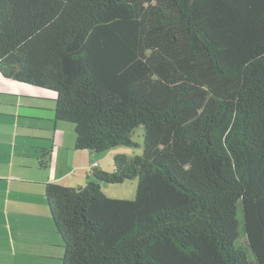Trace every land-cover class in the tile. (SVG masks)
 <instances>
[{
	"label": "trees",
	"instance_id": "16d2710c",
	"mask_svg": "<svg viewBox=\"0 0 264 264\" xmlns=\"http://www.w3.org/2000/svg\"><path fill=\"white\" fill-rule=\"evenodd\" d=\"M0 75L117 152L45 184L61 264H264V0H0Z\"/></svg>",
	"mask_w": 264,
	"mask_h": 264
},
{
	"label": "crops",
	"instance_id": "0c3cea01",
	"mask_svg": "<svg viewBox=\"0 0 264 264\" xmlns=\"http://www.w3.org/2000/svg\"><path fill=\"white\" fill-rule=\"evenodd\" d=\"M46 98L53 99L0 75V264H61L64 249L49 214L45 184L79 185L97 160L74 151L54 119L53 101ZM48 146L54 149L52 162L40 170L35 149ZM98 167L111 169L112 158L98 161ZM46 245L61 250L50 252Z\"/></svg>",
	"mask_w": 264,
	"mask_h": 264
},
{
	"label": "rangeland",
	"instance_id": "374dc122",
	"mask_svg": "<svg viewBox=\"0 0 264 264\" xmlns=\"http://www.w3.org/2000/svg\"><path fill=\"white\" fill-rule=\"evenodd\" d=\"M45 92L48 93V94L53 95L50 91L45 90ZM41 94L44 95L43 93H41ZM53 100H54V98H53ZM32 113L39 114L41 112L33 111ZM45 117L48 120L49 115H48L47 112H45ZM58 126H59V130H61L62 127L64 128V130L62 132L63 135L65 137H67V138L69 137V139H70L69 143L73 144L75 142V134H74L73 125L70 124V123L61 122V123L58 124ZM59 134H60V132L57 131L55 136L58 137ZM134 138L137 141H139V140L141 141V131L140 130L137 131V133L134 136ZM111 153L117 154V152H115V151L101 154L99 156L100 161H103L104 159H107V157L108 158H112L110 156ZM73 183H74L73 186L76 187L77 184L75 182H73ZM137 185H138L137 181H131V182H128V183L123 184V185H112V186L105 187V188H103V191L106 192L107 194L113 195L115 197H120V198L122 197V198L131 199V198H134L135 195H136ZM45 249L50 251V252H57V251L61 250V247L59 249L57 246L46 245ZM53 258H57V256H53Z\"/></svg>",
	"mask_w": 264,
	"mask_h": 264
},
{
	"label": "clouds",
	"instance_id": "9594fccd",
	"mask_svg": "<svg viewBox=\"0 0 264 264\" xmlns=\"http://www.w3.org/2000/svg\"><path fill=\"white\" fill-rule=\"evenodd\" d=\"M98 164H96L95 166H97Z\"/></svg>",
	"mask_w": 264,
	"mask_h": 264
},
{
	"label": "built area",
	"instance_id": "2783aa9c",
	"mask_svg": "<svg viewBox=\"0 0 264 264\" xmlns=\"http://www.w3.org/2000/svg\"><path fill=\"white\" fill-rule=\"evenodd\" d=\"M94 165H96V164H94Z\"/></svg>",
	"mask_w": 264,
	"mask_h": 264
}]
</instances>
